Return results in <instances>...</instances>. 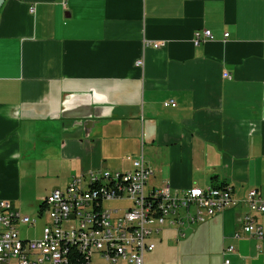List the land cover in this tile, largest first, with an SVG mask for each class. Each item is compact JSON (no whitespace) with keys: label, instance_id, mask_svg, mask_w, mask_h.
<instances>
[{"label":"crops","instance_id":"crops-1","mask_svg":"<svg viewBox=\"0 0 264 264\" xmlns=\"http://www.w3.org/2000/svg\"><path fill=\"white\" fill-rule=\"evenodd\" d=\"M203 29L212 37L194 44ZM141 150L147 191L224 182L239 201L183 237L163 227L143 264H223L230 244V264H264V238L241 231L246 193L264 194V0H4L0 200L20 213L36 182L42 221L32 238L38 219L17 222L20 236L46 223L43 173L70 161L126 171ZM253 218L264 230V213Z\"/></svg>","mask_w":264,"mask_h":264},{"label":"built area","instance_id":"built-area-1","mask_svg":"<svg viewBox=\"0 0 264 264\" xmlns=\"http://www.w3.org/2000/svg\"><path fill=\"white\" fill-rule=\"evenodd\" d=\"M30 12H34V6ZM210 37V30H196L193 42L198 44ZM164 45V41L144 40V46ZM135 64L143 65V60ZM165 104L175 103L169 99ZM151 175L141 150L130 170L89 171L72 177L64 188H54L44 197L43 211H47L48 220L40 237L34 239L22 238L16 223L33 224L35 219L13 212L7 201L0 200V264H77L76 252L89 261L98 254L107 264H143L145 252L155 247L150 238L163 227H172L178 237H183L186 227L239 203L228 185L193 186L171 192L166 184L147 191ZM114 200L126 204L104 206L106 201ZM243 202L248 213L242 219L241 231L264 238V230L253 218L256 212L264 213V194L250 189ZM234 251L231 244L223 247V264H230L227 255Z\"/></svg>","mask_w":264,"mask_h":264},{"label":"rangeland","instance_id":"rangeland-1","mask_svg":"<svg viewBox=\"0 0 264 264\" xmlns=\"http://www.w3.org/2000/svg\"><path fill=\"white\" fill-rule=\"evenodd\" d=\"M65 162L63 167H62V173L60 174L59 172H57V168H51L49 172L47 173H43V185H41L40 187L43 188V197L45 196L46 192H50V190L52 188L55 187H65L66 184L69 182V180L72 177H79L82 176V174H84V170L80 169V165H76L74 162H69L67 163ZM105 169H108L110 172H116V171H121L124 169H127L128 166H126L125 164L121 163L119 166L113 167V166H109V165H104L103 166ZM88 173V172H87ZM72 175V176H71ZM35 184V185H34ZM36 182L30 184L29 186H26L24 188V199H29V201L26 202V205L24 206V208H19L20 215H27L30 216L31 218L37 220L38 217L36 215V211L38 208V203L37 202H33L32 200L35 198L36 192L33 194V190L34 188H36ZM39 184V183H38ZM34 185V186H33ZM33 186V188H32ZM126 202L124 201H119V200H114V201H106L104 203V206L107 208H117L118 206H122L125 205ZM28 205V206H27ZM48 220L47 218V211H44V215H43V223L44 221L46 222ZM42 225V221L41 219H38L37 222L35 223V225H31L33 227H30L29 229V236L32 238L35 235L39 234V230L40 227Z\"/></svg>","mask_w":264,"mask_h":264},{"label":"trees","instance_id":"trees-1","mask_svg":"<svg viewBox=\"0 0 264 264\" xmlns=\"http://www.w3.org/2000/svg\"><path fill=\"white\" fill-rule=\"evenodd\" d=\"M212 186L224 187V186H227V184H225L224 182H221L220 184H213ZM43 208H44V199L40 202L39 214H41V211L43 210ZM72 249L74 250L75 248H72ZM75 255L79 258V260L76 261L77 264H82V263L90 264L89 259L83 258L78 252H76Z\"/></svg>","mask_w":264,"mask_h":264},{"label":"water","instance_id":"water-1","mask_svg":"<svg viewBox=\"0 0 264 264\" xmlns=\"http://www.w3.org/2000/svg\"><path fill=\"white\" fill-rule=\"evenodd\" d=\"M3 2H4V0H0V7H1V5L3 4Z\"/></svg>","mask_w":264,"mask_h":264}]
</instances>
